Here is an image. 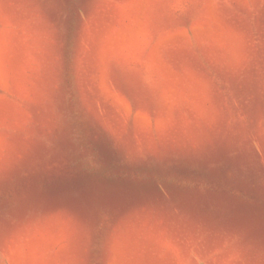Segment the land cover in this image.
<instances>
[{"label": "rangeland", "instance_id": "1", "mask_svg": "<svg viewBox=\"0 0 264 264\" xmlns=\"http://www.w3.org/2000/svg\"><path fill=\"white\" fill-rule=\"evenodd\" d=\"M0 264H264V0H0Z\"/></svg>", "mask_w": 264, "mask_h": 264}]
</instances>
